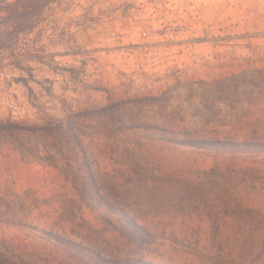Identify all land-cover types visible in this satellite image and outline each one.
I'll return each instance as SVG.
<instances>
[{
    "label": "rangeland",
    "instance_id": "374dc122",
    "mask_svg": "<svg viewBox=\"0 0 264 264\" xmlns=\"http://www.w3.org/2000/svg\"><path fill=\"white\" fill-rule=\"evenodd\" d=\"M53 9L31 21L34 32L16 45L1 52L0 44V121L40 127L122 104L83 125L97 185L111 199L144 197L143 186L126 185V179L143 181L161 173L196 181L197 173L215 167L256 168L264 178L262 149L200 151L162 141L177 130L196 138L264 144V0H63ZM29 70L34 76L28 83L31 93L19 82L28 79ZM37 155L23 160L11 145L0 142V195L10 196L15 205L30 192L42 201L36 210L32 198L24 199L18 217L27 226L0 225V243L14 242L20 245L17 253L33 255L22 256L27 264L68 262V254L53 253L45 235L52 230L95 251L119 249L117 215L94 197L88 199L87 175L72 155L71 167L56 151L40 148ZM72 179L85 188L93 211L81 202ZM214 181L223 188L228 183ZM235 194L261 216L221 220L224 236L215 243L208 221L191 220L184 227L198 226L196 245L184 248L160 240L149 260L211 264L196 253L215 255L219 250L229 252L234 262L263 259L259 246L232 255L225 238L238 227H258L264 238V190ZM225 200L221 191L207 197L216 212ZM176 225L167 229L168 238L186 231Z\"/></svg>",
    "mask_w": 264,
    "mask_h": 264
},
{
    "label": "trees",
    "instance_id": "16d2710c",
    "mask_svg": "<svg viewBox=\"0 0 264 264\" xmlns=\"http://www.w3.org/2000/svg\"><path fill=\"white\" fill-rule=\"evenodd\" d=\"M61 3L63 0H14L12 2L0 0L1 52L6 49L8 44L16 45L21 36L32 34L34 27L30 22L39 19L44 13H54L53 7L59 6ZM33 80L32 70H29L28 79H21L19 82L31 93L32 89L28 83ZM227 82L228 80L222 81L225 84ZM121 105H110L100 110L74 114L68 116L64 121H55L40 127L0 121V142H7L11 145L23 160H27L29 156L39 158L38 151L43 148L59 153L66 165L71 167L72 161L69 162V155H72L78 169L87 175L92 190V195H89L88 199L91 200L94 197L101 206L117 215L118 219L114 230L122 244L119 249L114 248L107 252L95 251L87 243L69 239L56 230L45 232L48 240L52 242L55 248L53 253L56 256L62 257L68 254V262L60 261V264H155L149 259L155 254L154 247L160 240H169L173 245L184 248L196 245L199 236L198 229H196L198 226L184 227L189 226L186 223L192 222L191 220L199 223L208 221L211 225L210 236L215 243L224 236L220 227L221 220L232 218L238 222H243V214H245V219L249 221L254 220V215H257L258 218L261 216L253 209L246 207L240 196L235 194L236 191L250 193L264 190V185L259 183L264 178L261 177V171L256 168L235 171L215 167L209 171L197 173L195 175L196 181L163 173L143 181L127 178L126 185L138 182L143 186L141 189L145 193L144 197L131 199L106 197L97 185L93 168L89 163L91 158L85 142L86 135L83 131V125L96 118L106 116L110 111L120 109ZM74 120L80 124L75 125ZM163 133L169 134L165 130ZM171 136L173 138L162 141L200 151L212 147L222 150L227 146L248 150L262 149L264 151V144L251 141L196 138L190 133H179L177 130H173ZM218 179L228 182L224 185L226 189L214 181ZM71 183L83 205L93 211L94 207L85 199L87 195L85 188L79 187L75 179H72ZM216 191H221L226 199L223 208L217 212L211 207V204L207 203V197ZM27 198H32L31 206L34 209L41 208L42 201L32 192L24 194V197L19 198L20 201L17 199L19 202L16 205L13 204L10 196L0 195V225L27 226L28 223L18 217V210L22 212V202ZM142 206L154 207V210H135L136 207ZM156 207H170L171 210H159ZM175 224L186 228V231H181L180 235L174 233L169 239L167 229L175 228ZM259 231L258 227L256 229L238 227L228 232L225 240L231 245L230 250L233 249L232 255L235 253L242 255L244 250H249L248 247L253 250L259 246L261 249L259 255L263 258L264 238L259 235ZM19 249L20 245L16 246L14 242L2 241L0 243V264H27L26 261L22 260V256L27 258L26 256L32 257L33 255L26 253L25 256L22 253H17ZM196 255L206 259L211 264L246 263L244 258L237 262L230 261L229 252L225 254L224 250H219L215 255H206L198 251ZM247 264H264V258L251 260Z\"/></svg>",
    "mask_w": 264,
    "mask_h": 264
}]
</instances>
